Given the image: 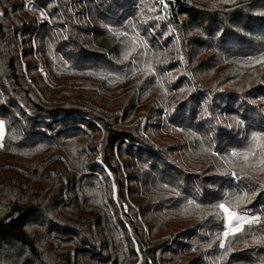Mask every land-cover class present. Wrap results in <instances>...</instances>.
Instances as JSON below:
<instances>
[{"label": "trees", "instance_id": "obj_1", "mask_svg": "<svg viewBox=\"0 0 264 264\" xmlns=\"http://www.w3.org/2000/svg\"><path fill=\"white\" fill-rule=\"evenodd\" d=\"M0 120V264H264V0H0Z\"/></svg>", "mask_w": 264, "mask_h": 264}, {"label": "rangeland", "instance_id": "obj_2", "mask_svg": "<svg viewBox=\"0 0 264 264\" xmlns=\"http://www.w3.org/2000/svg\"><path fill=\"white\" fill-rule=\"evenodd\" d=\"M0 122H2V130H0V141H2L6 135V126L2 120H0ZM224 208L228 209L229 212H234L237 216L242 217V220L239 224H237L235 221H233L232 224H229L228 223V213L225 212L226 213V220H227V229H226L227 235L230 233H237V232L241 231L243 229L244 225L246 223H248L251 219H253V218L248 217L247 215L239 214V213L229 209L227 206H224ZM237 228H240V230L236 231ZM227 235H225V236H227Z\"/></svg>", "mask_w": 264, "mask_h": 264}, {"label": "snow or ice", "instance_id": "obj_3", "mask_svg": "<svg viewBox=\"0 0 264 264\" xmlns=\"http://www.w3.org/2000/svg\"><path fill=\"white\" fill-rule=\"evenodd\" d=\"M0 130H2V122H0ZM220 208L224 209L226 213H228V223L232 224L233 221H235L237 224H239L242 220V217L237 216L234 212H229L228 209L224 208V205H220ZM251 223V221H249ZM240 228H237L236 231H239ZM227 235V233H225Z\"/></svg>", "mask_w": 264, "mask_h": 264}]
</instances>
